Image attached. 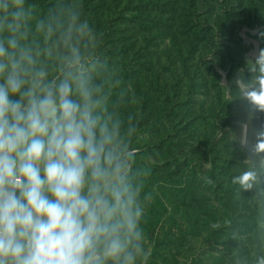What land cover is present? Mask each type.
<instances>
[{
    "label": "trees",
    "instance_id": "16d2710c",
    "mask_svg": "<svg viewBox=\"0 0 264 264\" xmlns=\"http://www.w3.org/2000/svg\"><path fill=\"white\" fill-rule=\"evenodd\" d=\"M26 4L33 6L30 39L51 49L41 57L49 78L61 74L64 49L59 33L45 42L35 31L39 19L54 15L64 31L78 12L96 33L75 42L107 112L131 115L136 126L135 166L149 173L142 198L151 196L141 222L146 264H256L264 257V169L233 139L251 112L236 87L227 94L221 85V72L229 79L251 48L240 29H257L253 38L264 49V0ZM249 169L257 173L251 189L232 183Z\"/></svg>",
    "mask_w": 264,
    "mask_h": 264
},
{
    "label": "clouds",
    "instance_id": "9594fccd",
    "mask_svg": "<svg viewBox=\"0 0 264 264\" xmlns=\"http://www.w3.org/2000/svg\"><path fill=\"white\" fill-rule=\"evenodd\" d=\"M32 9L0 0V264H146L151 196L142 198L149 173L135 166L136 126L107 112L75 42L96 33L78 12L64 31L54 15L39 19L35 31L45 42L59 33L64 49L61 74L49 78L41 57L51 49L30 39ZM250 73L237 89L264 112V49ZM256 180L249 169L232 183L248 190Z\"/></svg>",
    "mask_w": 264,
    "mask_h": 264
},
{
    "label": "water",
    "instance_id": "95a60500",
    "mask_svg": "<svg viewBox=\"0 0 264 264\" xmlns=\"http://www.w3.org/2000/svg\"><path fill=\"white\" fill-rule=\"evenodd\" d=\"M248 43L251 44V48L244 55V67L237 69L229 79V71L221 72V85L225 87L227 94L231 87L237 88V81H244L249 78L251 75L250 67L260 54V43L257 39L251 38L248 40ZM250 112L251 117L244 125L241 145L247 151L249 163L253 167L258 166L264 169V152L256 151L257 144L264 139V112H260L254 108Z\"/></svg>",
    "mask_w": 264,
    "mask_h": 264
},
{
    "label": "rangeland",
    "instance_id": "374dc122",
    "mask_svg": "<svg viewBox=\"0 0 264 264\" xmlns=\"http://www.w3.org/2000/svg\"><path fill=\"white\" fill-rule=\"evenodd\" d=\"M246 31H249L250 35L248 33H246ZM257 32V29H252V30H248L246 28H242L238 31V34L241 36L242 39H244L245 41H248L249 39L253 38V34H255ZM244 66V65H243ZM242 66V67H243ZM233 74V73H232ZM232 76V75H231ZM250 78V77H249ZM246 123H241L239 125L236 126V128L233 131V139L234 141H236L238 144L242 143V138H243V129H244V125Z\"/></svg>",
    "mask_w": 264,
    "mask_h": 264
}]
</instances>
